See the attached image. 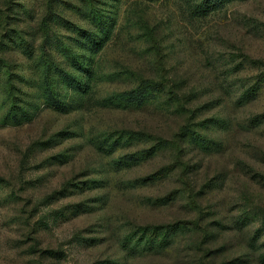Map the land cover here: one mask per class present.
Listing matches in <instances>:
<instances>
[{
	"label": "rangeland",
	"instance_id": "1",
	"mask_svg": "<svg viewBox=\"0 0 264 264\" xmlns=\"http://www.w3.org/2000/svg\"><path fill=\"white\" fill-rule=\"evenodd\" d=\"M209 1L0 0V264H264V0Z\"/></svg>",
	"mask_w": 264,
	"mask_h": 264
},
{
	"label": "trees",
	"instance_id": "2",
	"mask_svg": "<svg viewBox=\"0 0 264 264\" xmlns=\"http://www.w3.org/2000/svg\"><path fill=\"white\" fill-rule=\"evenodd\" d=\"M213 2H214L213 0H210V1H209V3H213ZM217 2H218V1H217ZM209 3H208V4H209ZM215 5H219V6H220V4H215ZM202 6H203V7H207L208 5H206V4H204V3H201V7H202ZM216 7H218V6H215L214 8H216ZM214 8H212V9H214ZM212 9H211V10H212ZM159 233H161V232H159ZM156 237H157V236L153 237V238L149 241V243H151V244H150V248H152V249H153L154 247H156L157 245L159 246V244H157L158 241L156 240ZM142 241H143V240L138 241V242H142ZM146 241H147V240H146ZM249 263H250V264H255L254 262H249Z\"/></svg>",
	"mask_w": 264,
	"mask_h": 264
}]
</instances>
